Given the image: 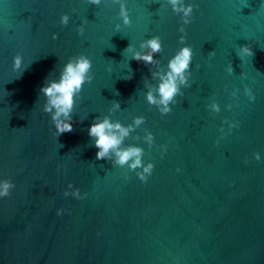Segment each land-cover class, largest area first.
Listing matches in <instances>:
<instances>
[{"label": "water", "instance_id": "water-1", "mask_svg": "<svg viewBox=\"0 0 264 264\" xmlns=\"http://www.w3.org/2000/svg\"><path fill=\"white\" fill-rule=\"evenodd\" d=\"M81 59L61 134L41 89ZM105 120L120 143L98 160ZM5 182L0 264H264V0H0Z\"/></svg>", "mask_w": 264, "mask_h": 264}, {"label": "clouds", "instance_id": "clouds-1", "mask_svg": "<svg viewBox=\"0 0 264 264\" xmlns=\"http://www.w3.org/2000/svg\"><path fill=\"white\" fill-rule=\"evenodd\" d=\"M95 2V0H94ZM173 4L176 3V0H172ZM191 7L189 6L185 10V15H189L191 13ZM67 18H64V22H66ZM127 22V20L125 21ZM188 23V21H185ZM148 45L151 47L153 51L159 50V43L157 39H152L148 41ZM241 50L247 55H253V51L247 45L242 46ZM191 48H184L181 50L179 54L175 56V58L170 62L169 67L171 68V73L167 80H165L159 88V92L161 94L162 100L161 103L167 104V102L173 97L176 93L177 89L175 86V79L177 76H181L182 73L188 68L190 59H191ZM136 60H143L145 63H151L152 58L150 55L140 56L137 54L133 57ZM17 65L19 63V57L16 58ZM90 67V63L86 59H81L78 64L74 67L72 64H68L66 66L65 73L62 75L59 83L53 82L49 87L42 88L41 90L45 93V95L49 96L50 103L53 107L57 109L56 115L53 117V120L56 122V129L58 133H65L72 131L71 123H64L58 119V117L63 114L65 116L68 115L71 110L73 104V93L78 90L82 83L84 82V74ZM183 82V80H182ZM149 101H152L151 95L148 97ZM50 111V109H47ZM167 110V109H165ZM113 126L105 120L99 124H93L89 128V135L96 137V147L100 149L96 153V159H104L106 154L110 149L116 148V146L120 143V139L117 138L114 134H109L108 129H111ZM115 127L119 128V125ZM139 149L132 148L126 151H118L117 155L119 156V163L123 164L129 160V158L136 156L137 159L132 167H136L140 165ZM152 165L149 164L146 168H144V172L151 173ZM179 171V169H177ZM141 180L146 181L147 178L141 175ZM14 187V185L5 182L3 185H0V197H6L9 193V188ZM79 198V197H78ZM63 210H58L57 214H60Z\"/></svg>", "mask_w": 264, "mask_h": 264}]
</instances>
